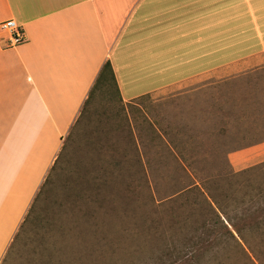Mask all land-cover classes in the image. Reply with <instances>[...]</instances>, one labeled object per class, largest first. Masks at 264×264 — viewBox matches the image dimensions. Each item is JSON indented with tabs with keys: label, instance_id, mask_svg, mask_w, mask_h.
Segmentation results:
<instances>
[{
	"label": "rangeland",
	"instance_id": "374dc122",
	"mask_svg": "<svg viewBox=\"0 0 264 264\" xmlns=\"http://www.w3.org/2000/svg\"><path fill=\"white\" fill-rule=\"evenodd\" d=\"M217 1L216 14L199 17L196 45L124 50L129 59L121 68L129 64L139 80L122 69V102L108 87L80 112L0 264H264L255 245L246 249L253 263L232 241L227 248L197 246V227L208 238L201 221L214 214L190 191L224 168L230 174L259 165L237 169L231 154L245 149V137L264 139V66L235 76L225 69L263 54L264 0ZM229 76L235 80L228 91L204 86ZM237 96L245 102L235 104ZM138 142L143 168L135 167ZM220 192L233 214L236 202Z\"/></svg>",
	"mask_w": 264,
	"mask_h": 264
},
{
	"label": "crops",
	"instance_id": "0c3cea01",
	"mask_svg": "<svg viewBox=\"0 0 264 264\" xmlns=\"http://www.w3.org/2000/svg\"><path fill=\"white\" fill-rule=\"evenodd\" d=\"M217 6V0H0V262L106 62L124 94L122 69L139 80L129 64L121 68L129 59L124 50L135 44L146 53L166 41L196 45L199 17L216 14ZM11 19L25 34L15 46L1 29ZM261 66L264 52L225 69L235 76ZM232 155L237 169L260 164L264 142Z\"/></svg>",
	"mask_w": 264,
	"mask_h": 264
},
{
	"label": "trees",
	"instance_id": "16d2710c",
	"mask_svg": "<svg viewBox=\"0 0 264 264\" xmlns=\"http://www.w3.org/2000/svg\"><path fill=\"white\" fill-rule=\"evenodd\" d=\"M235 78H228L222 81L208 82L204 86L210 87L214 84L222 85L224 84L225 89L227 86L232 83ZM112 87L114 95L118 97V100L122 102L120 88L115 76V72L110 61L106 62L104 65L98 79L96 80L88 99L86 100L83 109L81 111L80 117L88 111V107L91 104L96 93L104 88ZM200 87H203L202 85ZM228 91V90H227ZM238 97V96H237ZM239 100H234L235 104L244 103L245 99L238 97ZM228 100V97H227ZM229 101H226L228 103ZM256 103V102H255ZM217 105V102L215 101ZM80 119V118H79ZM78 122V121H77ZM259 134H254L255 138L245 137L246 143L244 142L241 148H247L259 143L264 142V139L256 138ZM137 150L138 154V164L135 167L143 168V153L140 149L141 143L138 142ZM173 149H176V145L171 146ZM234 149L232 151H236ZM231 153V152H228ZM146 163V162H145ZM222 173L219 174V178L215 181H206L202 180L199 186H195L190 192L197 191L200 196H202L204 202L208 204V209L212 210L214 218L209 222V219L205 218L201 221V228L209 235L208 238H201V235H198L197 227V246L200 244L207 245L210 244L212 248H227L231 247V243L234 242L238 245L242 252H244L250 261L253 263L249 252L246 249H251L254 251L258 247L257 251H264V217L254 216L252 212H264V163H261L255 167H251L239 173H228V169L224 168L221 170ZM255 176H262V182L260 185H255L253 179ZM225 181H228V185H225ZM245 181V182H244ZM209 183L215 184L217 187L215 191H211V188L208 186ZM220 189L227 190L232 198L233 202H236L235 206L237 211L230 212L228 206H224L220 202V197L222 193ZM255 190L257 191L256 200H255ZM259 190V191H258ZM250 197V201L246 202V198ZM242 209L239 211L238 209ZM259 209V210H258ZM232 241V242H231ZM247 246V247H246ZM248 253V254H247Z\"/></svg>",
	"mask_w": 264,
	"mask_h": 264
},
{
	"label": "built area",
	"instance_id": "2783aa9c",
	"mask_svg": "<svg viewBox=\"0 0 264 264\" xmlns=\"http://www.w3.org/2000/svg\"><path fill=\"white\" fill-rule=\"evenodd\" d=\"M1 29L8 31L11 34V45L15 46L25 41V34L22 28L13 19L2 23Z\"/></svg>",
	"mask_w": 264,
	"mask_h": 264
}]
</instances>
